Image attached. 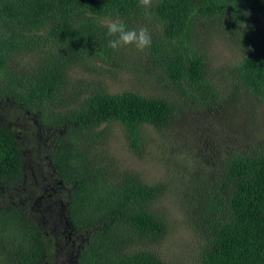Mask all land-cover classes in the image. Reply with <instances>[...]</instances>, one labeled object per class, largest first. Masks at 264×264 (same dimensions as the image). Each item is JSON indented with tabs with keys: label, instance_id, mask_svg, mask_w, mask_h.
Segmentation results:
<instances>
[{
	"label": "trees",
	"instance_id": "obj_1",
	"mask_svg": "<svg viewBox=\"0 0 264 264\" xmlns=\"http://www.w3.org/2000/svg\"><path fill=\"white\" fill-rule=\"evenodd\" d=\"M137 5L138 0H0V115L13 114L9 108L15 106L22 116L44 108L39 126L30 122L29 129L14 131L0 121V193L5 183L22 182L24 151L36 142L42 145L41 135L52 130V162L70 190L66 214L82 237L76 264H174L156 249L170 222L155 208L172 192L174 180L150 184L138 172L120 170L101 152L109 129L99 130L119 124L130 148L141 151L145 126L164 132L172 123V101L132 91L106 93L99 79L84 85V99L73 92L71 111L46 110L69 95L73 67L100 76L99 63L123 64V49L108 47L112 37L102 26L105 21L119 19L127 26L147 18L161 24L163 34L151 45V59L197 109L219 99L197 32L228 34L244 53L230 74L250 95L264 99V0H153L147 12ZM26 57L33 60L32 69L23 66ZM47 150L46 145L39 152ZM180 161L175 165L184 168L176 179L179 206L201 240L192 264H264V146L231 152L216 176L204 173V165L193 162V170ZM3 201L0 264L52 261L49 229L20 204Z\"/></svg>",
	"mask_w": 264,
	"mask_h": 264
},
{
	"label": "rangeland",
	"instance_id": "obj_2",
	"mask_svg": "<svg viewBox=\"0 0 264 264\" xmlns=\"http://www.w3.org/2000/svg\"><path fill=\"white\" fill-rule=\"evenodd\" d=\"M141 27H146L150 32L152 44L163 34L162 25L153 19L145 18L138 23L127 25L128 29L138 30ZM202 29L197 32L198 43L206 57L209 81L219 92V99L214 98L213 104L206 103L199 109L195 108L196 104L184 96L182 90L178 89L166 75L164 68L151 59L152 48L139 51L132 45L122 47L125 55L121 66L119 62L115 66L113 61L109 65L99 63L98 66L104 68L100 76L89 69L73 67L69 72L70 80L66 87L69 95H61L64 97L63 101L46 106L48 112L71 111L73 104L68 100L72 98L73 92L81 94L84 99L86 97V93L82 92L84 85L93 80L98 82L99 79H104L103 87L106 93L132 91L149 98L164 97L172 101L176 110L172 123L164 132H158L152 126H145L141 141L144 149L141 151L130 148L121 125H104L99 130L109 129L105 134L107 144L103 145L101 152L105 159L116 160L120 170L130 169L138 172L143 180L150 184L174 180L172 192L163 196L155 205L156 210L165 213L164 217L170 222L169 233L164 243L156 245V249L170 261L173 260L174 264H192L201 250V240L185 221L183 209L179 206L180 186L176 179L180 173H184V168L175 167L178 160H181L182 164H188V168L193 170L195 168L193 162L204 165V173H213L216 176L224 169V161L231 152L249 153L254 146H264V99L260 100L250 95L230 74L243 60V49L235 45L228 34L217 29ZM30 61L33 60L26 57L22 62L23 66L32 69L33 64ZM191 91L189 89V92ZM43 109L39 108L40 113ZM23 116L29 117L28 123H35L36 118L39 119L37 113L34 115L24 113ZM23 122L27 126L24 117ZM41 137L46 139L43 143L45 147L55 139L51 134ZM46 153L43 151V154ZM48 172L49 169L45 174L49 175ZM18 200L19 197L16 201ZM50 211L46 209L49 231L62 230L61 225L53 226L58 224V221L50 217ZM39 216L41 215L37 217ZM70 246L60 247V250L73 251ZM61 260L60 255L55 262Z\"/></svg>",
	"mask_w": 264,
	"mask_h": 264
},
{
	"label": "flooded vegetation",
	"instance_id": "obj_3",
	"mask_svg": "<svg viewBox=\"0 0 264 264\" xmlns=\"http://www.w3.org/2000/svg\"><path fill=\"white\" fill-rule=\"evenodd\" d=\"M0 107H2V105H0ZM15 108L10 107L9 110L13 111V114L5 112V118L0 115V121L6 123V125L14 131L15 128H28L29 117L22 116L21 112L18 110L19 108L16 106ZM23 117L27 121V126L23 122ZM36 119L34 125L39 126V119ZM42 132L45 131L42 130ZM49 133L55 135L52 130ZM16 137L21 139V134H17ZM42 139L46 142L44 137ZM44 142L42 141V145H39L38 147L35 146L36 142L32 145V150L29 147L30 151L29 149L24 151L23 156L24 159L27 160V164L24 166L22 182L16 185L13 183H5L6 188L2 189L0 198L4 200V204L8 202L20 204L24 211L32 215L40 223L42 229H49V220L46 217V209H50V217L58 221V224L53 226L61 225L62 230L53 229V231H50L51 235L47 236L52 250L55 251L54 259L49 261H51L50 263L52 264H76L79 252V249L77 250V248L80 247L78 242L82 237L78 231H75L72 225L73 223L66 214L69 200H66L65 195L70 190L55 171L52 162V148L55 147V140H51L49 142L50 145H47L48 150L46 154H43L41 151L39 152L42 146H44ZM38 154L40 157L36 156ZM35 158H37V160H35ZM47 169H49V175L45 174ZM18 197L19 200L16 201ZM38 215L41 216L36 218ZM52 232L54 234H52ZM70 245L72 246L73 251L70 250L68 252H63L60 250V247H69ZM60 255L62 260L55 262V259ZM48 262L46 264H50Z\"/></svg>",
	"mask_w": 264,
	"mask_h": 264
},
{
	"label": "clouds",
	"instance_id": "obj_4",
	"mask_svg": "<svg viewBox=\"0 0 264 264\" xmlns=\"http://www.w3.org/2000/svg\"><path fill=\"white\" fill-rule=\"evenodd\" d=\"M137 6L145 10L151 9L153 0H138ZM195 14L196 12L194 10L193 15ZM102 26L107 29V36L112 37V39L108 41V47L113 50L132 45L139 51H144L151 47L152 38L146 27H141L138 30L128 29L119 19L107 20ZM37 114L40 116L39 112H37Z\"/></svg>",
	"mask_w": 264,
	"mask_h": 264
}]
</instances>
